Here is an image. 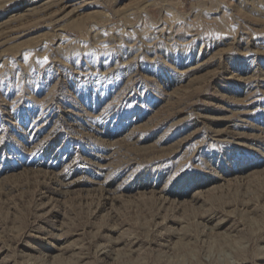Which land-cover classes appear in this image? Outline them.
<instances>
[{
    "label": "rangeland",
    "instance_id": "374dc122",
    "mask_svg": "<svg viewBox=\"0 0 264 264\" xmlns=\"http://www.w3.org/2000/svg\"><path fill=\"white\" fill-rule=\"evenodd\" d=\"M0 264H264V0H0Z\"/></svg>",
    "mask_w": 264,
    "mask_h": 264
}]
</instances>
